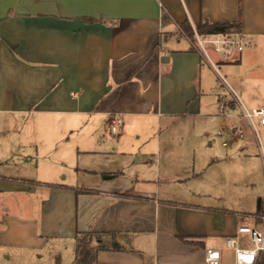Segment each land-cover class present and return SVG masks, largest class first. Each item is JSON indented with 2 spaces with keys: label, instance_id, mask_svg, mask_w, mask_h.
Returning <instances> with one entry per match:
<instances>
[{
  "label": "crops",
  "instance_id": "1",
  "mask_svg": "<svg viewBox=\"0 0 264 264\" xmlns=\"http://www.w3.org/2000/svg\"><path fill=\"white\" fill-rule=\"evenodd\" d=\"M206 19L241 21L252 44L219 63L264 106V0H0V264H76L84 233L108 235L90 264H235L258 199L226 198L217 141L257 142L183 31Z\"/></svg>",
  "mask_w": 264,
  "mask_h": 264
},
{
  "label": "built area",
  "instance_id": "2",
  "mask_svg": "<svg viewBox=\"0 0 264 264\" xmlns=\"http://www.w3.org/2000/svg\"><path fill=\"white\" fill-rule=\"evenodd\" d=\"M193 38L195 39L194 46L204 54L207 62L217 73L220 82L227 85L232 92L230 97L226 95L219 99V114L223 116L236 115L249 123L254 132L264 168V138L260 134V128L264 127V106L249 108L243 103L238 93L229 85L218 64L211 58L207 48L208 45L212 46L219 56L228 60L244 51L252 44V40L240 32L201 35L196 29H194ZM112 123V133L120 134L124 124L123 118L115 117ZM219 134L221 135L222 131ZM225 144L227 143L225 142ZM251 217L253 218L252 224L239 226L237 234L226 239V246L235 253V264H264V202L262 211L252 214ZM220 261V249L215 247L206 249L207 264H219Z\"/></svg>",
  "mask_w": 264,
  "mask_h": 264
},
{
  "label": "rangeland",
  "instance_id": "3",
  "mask_svg": "<svg viewBox=\"0 0 264 264\" xmlns=\"http://www.w3.org/2000/svg\"><path fill=\"white\" fill-rule=\"evenodd\" d=\"M214 47V45H213ZM208 52L211 58L218 64L221 69V72L227 76L228 74L224 69L221 68V63H219V59L221 58L218 53L214 51L212 46L208 45ZM226 62V61H225ZM220 86L224 87L227 95L230 97L232 95L231 90L220 82ZM244 126L247 131V135L249 138L252 137L251 129L248 128L247 123L244 122ZM250 129V130H249ZM260 134L264 138V127L260 128ZM220 148L223 149L224 158L226 160L229 158H234L235 162V173L234 177L232 174L229 173V168L225 165L226 173H225V191H226V198L237 199L241 200V210H253L255 200H260L262 203L264 202V168L262 158L259 155V147L258 144L255 142L249 141L248 151L244 154H239V156L235 153L232 154V150L237 151V145H231L229 147H223L222 141L219 139L217 141ZM236 146V148H235ZM256 209V208H254ZM257 213V212H256ZM252 214L244 213V218H249L250 222L253 220L251 217ZM247 221V223H250ZM246 223V224H247ZM252 224V223H251ZM108 235L106 234H94L88 233L80 235V254H79V262L77 264H81V260L83 258L85 251H90L91 254H94V250L97 247H104L106 239Z\"/></svg>",
  "mask_w": 264,
  "mask_h": 264
},
{
  "label": "trees",
  "instance_id": "4",
  "mask_svg": "<svg viewBox=\"0 0 264 264\" xmlns=\"http://www.w3.org/2000/svg\"><path fill=\"white\" fill-rule=\"evenodd\" d=\"M241 30V21H234V22H224V23H219V22H212L208 19L203 20L199 26L197 27V31L199 34L204 35V34H218V33H227V32H240ZM183 31L191 38L194 37V31L189 25H183ZM78 193H92V190H77ZM263 203L258 200V210L257 213L262 211ZM81 232H78V235ZM88 234V233H84ZM80 247H81V242L79 240L78 243V248H77V253L78 257L80 254ZM101 248V247H100ZM96 261V256L94 254H91L90 251H85L83 258L81 260V264H90ZM79 262V259H78ZM77 264V263H76Z\"/></svg>",
  "mask_w": 264,
  "mask_h": 264
}]
</instances>
